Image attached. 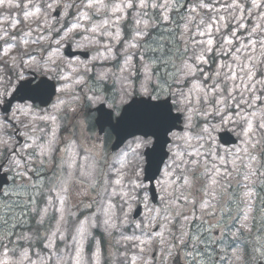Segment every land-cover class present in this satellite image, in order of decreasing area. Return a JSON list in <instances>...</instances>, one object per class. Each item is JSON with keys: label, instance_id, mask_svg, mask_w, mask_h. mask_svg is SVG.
I'll list each match as a JSON object with an SVG mask.
<instances>
[{"label": "snow or ice", "instance_id": "obj_1", "mask_svg": "<svg viewBox=\"0 0 264 264\" xmlns=\"http://www.w3.org/2000/svg\"><path fill=\"white\" fill-rule=\"evenodd\" d=\"M149 6L152 9H159L160 12L159 14L153 12L152 19L145 20L143 17L149 15L146 11ZM4 7L24 10L25 19L32 21L24 35L37 33L36 39L32 40L31 44L39 45L45 39L51 42L52 34L56 33L58 38L54 40V43L57 46H62L64 42L77 41L78 38L88 41L89 45L92 44L94 41L89 35H80L81 30L84 33L91 32L94 35L111 38L110 33L102 31L108 24L107 19H103L92 28H87L81 23L100 14L107 15L110 9L112 14L129 9L142 11L133 17L132 35L131 39L125 42L122 63L111 44H103L105 51L97 52V58L103 56L105 59L117 60L115 72L104 68L97 70L94 65L86 64L83 67V74L73 67L74 75L69 77L61 69L51 51L41 48L40 52H47V54L41 55L38 59L34 55V50L29 47V40H18L15 35L5 30L4 36H0V40H3L5 45L0 55V105L4 106L6 119L0 122V130L5 129V125L10 127L13 133L19 132L18 125L24 128L35 127L33 121L36 117L31 108L24 105L13 107L11 99H8L14 98L16 94L39 97L49 95V86L43 80L33 85L35 77L32 76V71L35 70L43 72L49 79L64 81L55 88V91L61 95L52 105V111L40 116V120L46 123L51 121L56 125L67 118L71 121L68 127L72 128V136L75 135L76 122H79L85 131L90 132L88 117L91 113L86 110L90 106L100 104L107 107V111H103L101 116L103 121L100 125L101 132L106 126L119 136L129 124L144 125L155 131H146L142 133V138L136 139L134 146H131L132 159L127 158L128 152H123L117 154L111 162L104 151L106 139L102 143L97 137L95 145H100V148L96 149L89 145V137H85L82 146L76 145L82 147L83 159L86 162L80 166L79 178L75 177L78 155L75 150L67 161H64L62 157L61 163H54L53 153L57 150L55 145L59 142L56 136L58 128L54 127L52 135L43 143H37L34 139L29 144L26 138L21 145L0 136V170H4L6 179L11 180L10 186L0 187V244L5 249L8 244L14 245L13 251L20 249V260L17 264H24L25 261L27 264H73L68 251L70 246L66 242V225L69 223L70 215L69 197L75 190L76 195L81 197V202L84 197L91 195V200L86 207L92 208L93 204L99 201L100 208L98 213H92L85 220H78L75 225V234L72 236L75 248L74 264H84L83 254L86 242L91 250V257L86 264H98L101 241L95 239L92 229L102 225L105 233L112 237L114 232H120L129 225V214L133 211V204L136 205L137 211L140 204H143L146 209L144 221L135 224L137 229L142 232L146 228L161 230L153 231L148 240L140 241L141 244L158 247L159 264H169V260L175 264L182 251L185 264H191L187 248L191 245L195 249L199 237L195 232L190 233L186 226L191 225L194 220H201L202 217L195 212L191 215L186 214L183 206H178L176 202L182 198L186 203L195 206V198L189 199L191 192L185 195L183 189L196 188L203 193V196L209 195V189L214 193L217 185L220 189L227 191V184H221L219 177L227 181L232 175L227 165L231 163L235 166L236 160L229 161L227 155H219L213 150L212 133L219 125L234 123L224 111L232 106L230 102H236V107L239 108L240 104L247 103V100L243 99L244 91H250L252 99L256 100L259 99L255 95V92L259 90L256 85L264 89V72L260 67L264 65V25L258 22L264 21V11L253 13V9L264 8V0H251L250 7L246 3L242 4L240 0H230V2L229 0H212L211 3L207 0H199L197 3H192V0H163L162 3L152 0L150 5L149 0H138V3L135 0H126V2L121 0V3L115 4H108L105 0H41L39 5L34 4L32 0H28L23 5L16 0H0V8ZM172 12L175 13L174 18L169 15ZM208 12L217 14L223 12L228 16L217 15L206 21L203 14ZM244 13L248 16H256V21H253L250 27L244 22L246 19ZM121 19V16H116L112 23L118 25ZM221 21L224 22L222 27L228 28L230 35L222 36V43L217 45L213 32L221 31V27L214 29V26L219 25ZM17 23L13 20L12 27L15 28ZM168 24L174 27L169 28ZM153 29L156 31L153 32ZM45 30H47L46 35L42 34ZM238 30H244L247 36L241 43V47H236L234 52H230L228 49L234 46L233 38L238 36ZM197 36L207 38L197 40ZM114 38L117 43L120 42L119 30L116 31ZM9 40H17L15 55H10L13 45L9 43ZM95 42L99 43V41ZM87 47L88 45L77 43V48L87 49ZM242 48L251 49L246 51V64L243 66L249 85L247 89H241L240 85L235 83L239 77L231 65H217L214 71L211 67H203L216 64V56H232L234 59H239L236 53H240ZM149 53L155 55H149ZM134 57L138 59V63L133 62ZM64 67L67 68L68 65ZM224 67L232 70L222 72L221 69ZM26 69L28 71H25ZM110 78L112 79L111 87L108 83ZM221 78H223V84H221ZM69 79L71 83H68ZM88 81L92 82L91 86ZM137 81L139 89L136 87ZM229 81L232 82L230 87H228ZM116 84H119L118 97L117 92L113 90ZM189 84L191 86L186 93L184 88ZM81 85L88 91H78ZM226 88L227 95H223ZM201 89L203 96H200ZM138 92L145 98L141 103L134 102ZM194 92L197 95L196 105L191 104ZM235 92H240L239 101L234 95ZM162 96L164 103L160 102ZM216 96L220 98H216L213 103ZM169 100L176 109L175 115H173V108L169 107ZM9 109L12 110L11 118H7ZM95 110L101 111L99 108ZM197 115L204 120L206 126L194 119ZM29 116L33 117V121L26 122ZM180 116L184 118L185 131L177 136L172 129L175 127L174 121ZM216 117H219V125L211 122ZM190 132L194 134L190 135ZM170 133L172 134L171 142L164 139V144H168V153L157 162L156 173L161 176V179L157 181L160 187V206L153 209L148 205L147 196H141L143 181L140 179L141 172L136 163V156L140 154L141 148L149 145L155 150L156 145L152 137H156L159 141ZM4 135H8L6 130ZM241 135L242 143L246 146L243 151L249 158V163L246 165L249 171L245 179L248 180L253 176L264 177V115L255 128L253 123L247 120ZM29 149L32 150L29 151ZM60 151L67 152L68 148ZM89 153L92 155L89 156ZM209 157L211 159H208ZM217 161L219 165H223V169ZM116 163L120 164L119 168L115 167ZM161 164L162 170L159 167ZM53 167L60 171L44 175ZM65 167L69 169L66 176L63 171ZM113 175L116 177L115 180L111 178ZM174 175H178L183 183L177 184L175 180L169 179ZM261 183L264 184V181ZM77 185L81 187L77 188ZM115 186L121 188L119 197L122 203L120 205L112 202L117 195ZM45 191L55 193V198L46 197ZM177 192L179 195L176 194ZM246 195L251 197L254 193L249 191ZM20 196H24L25 199H19ZM212 199H216V196L213 195ZM41 200L44 201L43 207H40ZM55 201L59 202V206ZM173 207L176 208L175 215L161 216L162 212H169ZM116 208H119V212L115 210ZM214 208L215 206L209 200L204 199L199 210L201 213L211 215L214 213ZM252 211L253 205L250 200L243 216L245 222L249 220V213ZM260 211L262 215L257 223L261 229H264V207H261ZM98 215L103 217L99 222ZM29 216L38 217L36 219L38 226L42 227L46 222L49 224L44 235L37 237L44 243V249H47V252L45 253L44 249L35 252L36 259L29 255L28 248L21 243L33 239L30 233L23 231ZM177 218L182 221L178 231L172 223ZM252 219L256 218L252 217ZM53 220H55L54 227L51 224ZM241 227L251 231L247 223L242 224ZM165 231L169 233L170 239L164 238ZM221 231L223 233V229ZM231 235L236 237L237 233L232 232ZM12 236H16L15 241L11 239ZM153 236L162 238L158 245L153 243ZM121 238L133 242L137 239L135 236L129 237L123 233ZM5 239L8 240V244L4 243ZM57 239L65 242L63 250L59 249ZM202 242L214 243L215 239ZM258 244V247L253 245L251 253L245 251L243 257L239 254V245L235 246L236 258L241 260V264H264V240L258 239ZM31 247L33 245L29 244V248ZM61 251L65 254L62 255ZM145 251V248H139L140 253ZM149 255L155 261L154 253L150 252ZM192 259H196L195 252L192 253ZM223 259L224 257L221 256V260ZM0 264H9V261H0Z\"/></svg>", "mask_w": 264, "mask_h": 264}, {"label": "rangeland", "instance_id": "obj_2", "mask_svg": "<svg viewBox=\"0 0 264 264\" xmlns=\"http://www.w3.org/2000/svg\"><path fill=\"white\" fill-rule=\"evenodd\" d=\"M16 2L21 3L22 5L24 3H27L28 0H16ZM32 2L36 5H39L41 3V0H32ZM108 4H115V3H121V0H105ZM126 2V0H125ZM135 2L138 3V0H135ZM152 0H149V5L151 4ZM158 3H162L163 0H156ZM199 0H192V3H197ZM207 2L211 3L212 0H207ZM230 2V0H229ZM242 4L246 3L247 6H251V0H240ZM140 11V9L132 10L129 9L125 12L121 13H115L112 14L111 9L109 10L108 14H100L95 17H93L90 20L82 21L81 23L87 27L92 28L95 27L96 24H99L103 19L108 20L107 26L102 29V31H106L111 34V38H106L105 36L100 35H94L91 32L84 33L83 30H81L80 35H89L92 41H94L92 44L89 45L88 41L79 40L73 41V42H64L62 43V46H57L54 43V40L58 38L56 33L52 34V41L50 42L48 39H45L41 44H31L32 40H35L37 37L36 32H32L30 35L25 36L24 33L28 31V25L32 23L31 20H26L23 12L24 10L22 8H11L8 7L0 8V36H4L5 30L11 35H15L18 40L19 39H27L29 40V47L34 50V55L39 59L41 55H46L47 52L41 53L40 49L44 48L48 51H51L54 55V57L57 59L58 63L60 64L61 69L67 74L69 77L74 75L72 68L76 67L81 74H83V67L84 65H94L97 70L104 68L106 70H111L113 72L117 71V68L115 65L117 64V60L112 59H105L103 56H100L97 58V52H104L105 49L103 48V44L108 43L113 46V51L117 54V58L122 63V53L124 48L126 47V41L131 39L132 35V29H133V17H135ZM148 12V16H144L143 19L145 20H151L152 19V13L156 12L159 14V9H152L150 6L146 10ZM258 11H264V8H261L259 10L253 9V13H256ZM170 16L173 18L175 17V13H169ZM204 15V19L208 21L211 17L217 16V15H225L228 16L227 13H214V12H208ZM245 19V24L249 27L251 26L253 21H256V16H248L247 13L243 14ZM116 16H121L122 19L120 20L119 24H113L112 21L116 19ZM230 18V17H229ZM16 20L17 26L15 28L12 27V21ZM262 25H264V21H258ZM223 21L220 22L219 25L214 26L215 27H221L220 32H213V38L217 45L222 43V36L230 35L229 29L222 27ZM234 23V22H233ZM35 27V25H33ZM167 27L172 28L174 27L171 24H168ZM231 27V25H229ZM120 31V42L117 43L115 40V33L116 31ZM153 32L156 30L153 29ZM238 36L233 38L234 40V46L232 48H229L228 51L234 52L236 47H241V43L244 41V38L247 36V33L244 30H238ZM44 35L47 34V30H45V33H42ZM207 37H199L197 36V40H204ZM255 38V37H254ZM95 41H99V43H96ZM9 43L13 45V51L10 53V55H15V45L17 44V40H9ZM51 43V47H49V44ZM77 43H81L84 45H88L87 49L83 48H77ZM71 45V47L74 50H83V51H90V56L88 59L80 60V59H67L63 56L62 50L67 45ZM4 41L0 40V48H1V55L3 53L4 49ZM23 47V45H22ZM59 47V50L57 51V48ZM227 47V46H226ZM246 51H251V49L244 50L242 48L240 53H236V56L239 57V59H234L232 56H216V64H210V65H204L203 67L209 68L211 67L213 71L216 69L217 65H231L232 69L235 70V73L238 75V79L235 81L237 85H240L241 89H247L249 87L247 78L245 75V72L243 70V66L246 64ZM149 55H155L153 53H149ZM133 62L138 63L137 58H133ZM68 65L67 68L64 66ZM261 71L264 72V65H261ZM232 69H229L228 67H224L221 69L222 72H229ZM25 71H28L27 69ZM35 71V70H33ZM36 72V71H35ZM48 77V76H46ZM49 78V77H48ZM53 80V79H52ZM64 83V81H59V84ZM68 83H71V79H69ZM89 86H91V81H88ZM109 86H112V79H109ZM221 84H223V78H221ZM232 84L231 81L228 82V87H230ZM191 85L189 84L187 87L184 88V91L187 93L188 87ZM137 89H139V82L136 83ZM258 91L255 92V95L259 97V99L253 100L252 99V93L250 91H244L243 99L247 100V103L240 104L239 108L236 107V102H230L231 107L228 109H225V114L231 118L234 123H228L224 125H219V117H216L211 122L214 124L219 125L215 131H213V150L218 153L219 155H227V159L231 161L232 159L236 160L235 166H233L231 163L227 165V169L229 172L232 173L231 177L228 178L227 181L223 179V177H219L221 184H227V191H224L220 189L219 185L216 186L215 192L211 189H209V195L203 196V193L201 191H198L196 188L193 189H183L185 195H189V192H191V195L189 196V199L195 198L196 204L193 206V204L186 203L182 198L176 202L178 206H183L184 212L188 215H191L193 212L196 213V215L201 216V220H194L191 225H187V230L192 233L195 232L197 236L199 237V242L196 244L195 249L189 245L187 248V252L189 253L188 259L191 261V264H241V260H238L236 258V248L235 246L232 248H229V244L231 241H238L237 245H239V254L243 257L246 248L253 247V245L259 246L258 239L264 240V229L260 228L259 223L257 221L261 218V207H264V184L261 182L264 181V177H257L253 176L250 179L246 180L245 175L248 173L249 168L246 167L249 163L248 154L243 151V149L246 147L242 143V129L245 127V123L247 120H250L253 123L254 128L259 124L262 115H264V89L260 88V85H256ZM117 92L118 97V90H119V84L115 85V88L113 89ZM78 91L81 92H87L88 89L81 85L78 89ZM92 94H99V93H92ZM137 95L141 96L139 92ZM223 95H227V88ZM234 95L236 96L237 101L241 99L240 92H235ZM200 96H203V90L201 89ZM164 98L163 96L161 99ZM220 98L219 96H216L213 99V103H215V99ZM56 103V102H54ZM53 103V104H54ZM202 103V101H201ZM50 105L49 109L45 111L51 112L52 111V105ZM191 104L196 105L197 104V95L194 92L191 97ZM174 111L176 112L175 107H173ZM211 110V109H210ZM43 113V115L45 114ZM239 113V115L237 114ZM255 113V115H253ZM71 114H69L70 116ZM183 117V116H182ZM241 117H244V119H241ZM29 119H32V116L28 117ZM195 120H197L201 125H205V122L203 119L197 115L194 117ZM1 122V121H0ZM71 123L69 119H65V123H58L54 125L51 121H48L47 123L43 121L41 126L38 127H32L29 126L28 128L19 130L17 133H13L12 129L5 125V129L0 130V136H3L5 139L14 140L15 142L19 144H23L25 142V139L27 138V142L31 144L33 140L35 139L37 143H43L46 139H48L52 135V130L54 127L58 128V131L56 132V136L58 138V143L55 145H62L65 141H70L71 143L67 147V152H61L60 150H56L53 153V156L60 157V161L55 164L61 163L62 157L64 161H67L69 157L71 156V153L73 150H70L72 147H78L76 146L79 142L81 146L84 144V138L89 136L93 130V124L91 119H88V124L91 126V131H85L83 127L80 126L79 122H76L75 126V135L78 134L77 139L75 140V137L72 136V128L68 127V125ZM78 126V130L76 127ZM67 129V130H66ZM7 131L8 135H4V131ZM24 130L29 131V134H26ZM185 131L184 128V118H183V131L182 132H173L177 136L183 134ZM221 131H229L237 138V144L231 147H223L221 144H219L217 140V134ZM24 134V135H21ZM47 134V137L45 138V135ZM190 135L194 133H189ZM18 137H21V141H18ZM170 142L172 139V134L169 135ZM137 137L136 139H138ZM136 140H130L129 142L125 143V146L118 151L115 154H112L110 152L109 161L111 162L114 157L117 154H121L123 152H128L129 156L128 159H132L131 154V146H134ZM193 143H196V141H193ZM90 146H94L96 149H98L99 146L95 145V143L90 142ZM110 143L107 145L109 148ZM141 148L139 150L140 154L136 156V163L139 166V171L141 172L140 179L142 180L143 177V168L145 165V159L143 156V152L147 147ZM207 147V145H206ZM62 148V149H63ZM32 149H29L31 151ZM168 151V147H167ZM77 152V151H76ZM78 155L76 156V161L78 162L77 166H75V176L76 178H79V170L80 166L85 164L82 155H84L83 151L81 149H78ZM235 154V155H233ZM91 156V154H88ZM208 159H211L209 157ZM219 165V161H217ZM223 169V165H219ZM253 166L255 167V163L253 162ZM116 168L120 167L119 163L115 164ZM163 169V168H162ZM51 171V170H50ZM64 174L67 175L69 169L67 167L64 168ZM113 180L116 179V177L113 175L111 177ZM161 179V176L158 177V179L155 182V187L157 189L158 193V203L156 205H152L150 203L149 196L147 194V185L143 182V189L141 191V196H147V202L149 207H152L155 209L156 207L160 206V187L157 183L158 180ZM169 179L175 180L177 184H182L183 180L178 176L174 175L170 177ZM143 181V180H142ZM11 185V184H10ZM9 185V186H10ZM81 187L80 185H77V188ZM175 187V185H174ZM115 191L117 195L113 198V203L115 205H120L122 201L120 200L119 193L121 191L120 186H115ZM249 191H252L254 193L253 196H248L246 193ZM179 195V193H176ZM55 195H52L49 193L48 197L55 198ZM215 195L216 199H212V196ZM13 199H16V197H13ZM19 199L23 200L25 199L24 196H20ZM204 199H207L210 201L212 205L215 206L214 213L211 215L204 214L200 212V204L203 202ZM91 200V195L84 197L83 202H81V197L76 195L75 190H73L69 197V203L68 207L70 208V215L68 217L69 223L66 225V235H67V243L70 246V255L72 258V262L74 264L75 259V248L72 241V236L75 234V225L78 220H85L87 219L92 213H98L100 204L99 201L97 203L93 204L92 208L86 207V205ZM252 202L253 205V211L249 213V220L245 222L243 220V216L245 212L247 211L248 207V201ZM57 206H59V202L55 201ZM142 205V215L137 221H133L131 219V214H129L130 223L127 227L121 229L120 232H114L112 237H109L105 231L103 226L97 227L95 229H92V233L96 240H100V257L98 264H159V257L160 252L158 250V247H153L151 244H141V240H148L149 235L154 231L153 228H146L143 232L140 231L135 227V224L138 222L144 221V213L146 209H144L143 204ZM44 206V201H41L40 207ZM135 207V204H133V209ZM117 212H119V208L115 209ZM18 211V210H17ZM176 208L173 207L170 209L169 212H162L161 216L163 215H175ZM252 217H255L256 219L253 220ZM236 218V219H233ZM36 219L38 217H27V223L24 225L23 231L25 233H30L33 237L31 241H22L21 243L25 248H28L29 255L36 259L35 252L39 251L40 249H44V243L41 242L40 239H38V235L42 237L44 235V232L46 229H48L49 224L46 222L42 227L38 226L36 224ZM102 215L97 216V221L99 222L102 220ZM219 222V225H218ZM173 225L176 226V229L178 231L179 225L182 223L179 218L174 220ZM247 223L251 227V231L246 230L244 227H241L242 224ZM52 226H55V220L51 222ZM198 226V227H197ZM223 229V233L221 231ZM157 231H161L158 229ZM218 232V235L215 236L214 233ZM232 232H236L237 236L233 237L231 235ZM121 233L123 235H127L129 237L135 236L137 239L135 241H126L121 238ZM226 234V235H225ZM223 235V239H221ZM164 238L170 239V235L167 231L164 232ZM215 239L214 243H208L205 244L204 240H211ZM11 239L13 241L16 240V236H12ZM160 236H153L152 240L155 245H158L161 241ZM119 241V243H117ZM242 241L245 242V244H242ZM5 244H8V240H4ZM57 245L59 246V249H64V243L61 242L59 239L56 241ZM29 244H32L33 247L29 248ZM229 249H226L225 246ZM145 248L146 251L144 253L139 252V248ZM44 252H47V249H44ZM154 253L156 259L155 261L152 259V257L149 255V253ZM195 252L196 259H192V253ZM248 252V251H247ZM249 253V252H248ZM251 253V252H250ZM61 254H65L64 251H61ZM221 256L224 257L223 260H221ZM91 257V250L88 247L87 242L84 245V254H83V262L86 264L87 260ZM135 257V259H133ZM229 258H232L233 261H230ZM246 259V257H244ZM8 260L9 264H17V262L20 260V249L17 248L15 251H13V244H8L7 249L0 244V261ZM179 260L183 264H185L184 261V252H180L179 254ZM24 264H27V261L24 262ZM169 264H173L172 260H169Z\"/></svg>", "mask_w": 264, "mask_h": 264}, {"label": "water", "instance_id": "obj_3", "mask_svg": "<svg viewBox=\"0 0 264 264\" xmlns=\"http://www.w3.org/2000/svg\"><path fill=\"white\" fill-rule=\"evenodd\" d=\"M65 54L68 57H73L76 55V53H72L68 48L65 49ZM83 57H86V54L82 55ZM45 84L49 86V95L44 96V97H39V96H26L23 95V98L20 97V100H30L32 102H38L42 106H47L54 95V84L52 82H48L46 80H43ZM145 98H135V103H141ZM150 103L152 101H149ZM161 103H164L165 100H161ZM169 107H172V104L170 100L168 101ZM103 108V107H102ZM104 110V108H103ZM105 111V110H104ZM176 113L173 111V115ZM175 127L172 129L173 131H181L182 130V116H180L177 120L174 121ZM146 131H155V129H150L144 125L140 124H129L126 127V130L121 132L119 136H117L116 133L113 132L115 136V141L112 146V150L118 149L128 138H131L135 135H142V133ZM169 135V134H168ZM168 135L164 137L163 139L157 141L156 137H152L154 139V143L156 145L155 150L151 147L149 149H146L145 151V158H146V165L144 168V181L149 182L150 187H149V193L151 195V198L153 202L156 200V194H155V189L153 186V182L157 178L159 174L156 173V168H157V162L161 157H166V146L167 144H164V139L168 140L170 142V139L168 138ZM218 139L220 143L224 146H230L234 145L236 143V139L229 133V132H221L218 134ZM160 168H162V164L159 165ZM6 183L5 176H0V187L3 186V184ZM141 214V207L139 206V211L135 209L132 218L137 219Z\"/></svg>", "mask_w": 264, "mask_h": 264}, {"label": "flooded vegetation", "instance_id": "obj_4", "mask_svg": "<svg viewBox=\"0 0 264 264\" xmlns=\"http://www.w3.org/2000/svg\"><path fill=\"white\" fill-rule=\"evenodd\" d=\"M13 107H15V106H17V105H24V106H26V107H29V108H31V110H32V113H34L35 114V116H36V113L37 114H43V113H45V111H47V110H44V109H42L40 106H38L37 104H32V103H30V102H14L13 104ZM50 105V104H49ZM3 105H0V121L2 122V121H4L5 119H6V117H5V114H3V112H2V110H3ZM9 111V113H8V115H7V118H11V113H12V110L11 109H9L8 110ZM91 114V116L92 117H96V114L93 112V111H89ZM89 115V119H91V116ZM22 119H24L23 117H22ZM27 121H29L28 120V117H27V119H26V122ZM59 123H65V119H63L62 121H60ZM18 128H19V130H22V129H25L24 127H20L19 125H18ZM78 128V126L76 127V129ZM78 130V129H77ZM24 132H26V134H29L30 132L29 131H27V130H24ZM77 136H78V134L76 133V136H74L75 137V140L77 139ZM47 137V134L45 135V138ZM87 137H89V140H88V143H90V142H93V143H95V140L97 139V137H99L100 138V140L102 141V143L105 141V139H106V143L104 144V147H107V145L110 143V141L112 140V137H113V135L111 134V132L108 130V129H105L103 132H102V134L101 135H99L98 134V132H97V129H96V127H95V125H94V128H93V130H92V132H91V134L89 135V136H87ZM18 141L20 142L21 141V139L20 138H18ZM97 146H99L100 147V145H97ZM44 175H46V172L44 173ZM246 259H247V257H246ZM229 260L230 261H233V259L232 258H229ZM226 264V263H225Z\"/></svg>", "mask_w": 264, "mask_h": 264}]
</instances>
